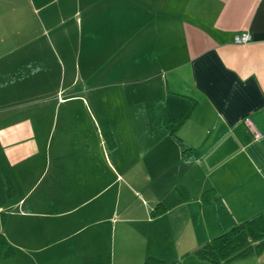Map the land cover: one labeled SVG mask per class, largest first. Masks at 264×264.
<instances>
[{"label": "crops", "instance_id": "obj_1", "mask_svg": "<svg viewBox=\"0 0 264 264\" xmlns=\"http://www.w3.org/2000/svg\"><path fill=\"white\" fill-rule=\"evenodd\" d=\"M168 1H148L143 10L131 0L139 8L131 19L117 3L112 22L119 60L131 45L133 94L142 91L154 104L132 106L142 139L136 154L146 156L141 178H126V163H113L106 150L79 146L55 148L51 180L41 173L13 181L14 169L22 173L44 155L37 117L27 110L38 99L40 67L27 70L21 40L0 53V174L19 192L0 208L2 233L14 249L0 264H209L193 252L264 215V0H174L165 8ZM108 2L84 1L86 25L104 28L114 7ZM29 3L41 8L55 0H0V21L17 25L13 13L22 18ZM241 33L250 37L246 44L234 42ZM141 107L151 116L141 117ZM107 139L116 152V139ZM42 159L46 170L52 160ZM178 186L184 190L173 205L153 216ZM236 263L264 264V250L226 264Z\"/></svg>", "mask_w": 264, "mask_h": 264}, {"label": "rangeland", "instance_id": "obj_2", "mask_svg": "<svg viewBox=\"0 0 264 264\" xmlns=\"http://www.w3.org/2000/svg\"><path fill=\"white\" fill-rule=\"evenodd\" d=\"M84 1L55 0V5L41 8H34L29 3L22 18L13 13L17 25L11 27L0 21V41L6 40L8 35L13 40V43H0V53L19 47L18 41L21 40V45H25L23 53L30 54L27 56V70L40 67L36 77L39 80V92L34 94L38 95V99L29 104L27 110L29 115L37 117L32 119L39 137L37 145L44 154L42 158L52 160L46 170L42 158L36 167H27L22 173L14 169L10 178L17 183L35 181L41 173V179L51 180L55 176V154L51 155L55 148L79 146L90 147L102 155L106 150L113 163L127 164L124 166H128L129 170H123L126 178L142 177L141 165L146 156L136 154L142 146V139L138 135L140 128L133 122L132 106L145 104V101L151 106L154 104L142 96V91L133 94L136 85L133 79L137 76L128 72L130 64L126 59L131 62L129 43L122 59L125 64L122 68L117 67L118 61L122 62L116 52V44L121 39L117 36V27L115 30V26H112L113 20L117 18V3L127 15L123 19H131L139 8L131 0H109L108 4L114 7L110 13H106L108 17L102 23L104 28L99 24L92 28L86 25ZM148 1L154 0H137V4L145 10ZM169 3L173 6L174 0H169L165 8H169ZM102 6L99 5L97 10L100 11ZM128 8L132 13H129L130 16L127 14ZM126 30L129 36L131 26H127ZM32 58L37 62H31ZM111 59L113 62H110ZM12 63L14 68L15 61ZM15 77L12 76L13 79ZM58 101L59 106L55 109ZM139 114L141 117L151 116L142 107ZM71 119L77 122L73 123L74 126L66 123ZM109 133L116 139V152L111 148V141L108 143Z\"/></svg>", "mask_w": 264, "mask_h": 264}, {"label": "trees", "instance_id": "obj_3", "mask_svg": "<svg viewBox=\"0 0 264 264\" xmlns=\"http://www.w3.org/2000/svg\"><path fill=\"white\" fill-rule=\"evenodd\" d=\"M184 190L178 186L176 190L164 201L155 206L153 216L165 212L173 205L175 196ZM17 191L13 181L0 174V208L9 200L16 197ZM4 212L0 211V259L13 256L14 249L9 245L2 233ZM264 250V215L257 214L249 220L233 227L229 231L217 236L193 252L199 260L209 264H226L238 259L258 254ZM145 264H159L158 261L149 259Z\"/></svg>", "mask_w": 264, "mask_h": 264}, {"label": "built area", "instance_id": "obj_4", "mask_svg": "<svg viewBox=\"0 0 264 264\" xmlns=\"http://www.w3.org/2000/svg\"><path fill=\"white\" fill-rule=\"evenodd\" d=\"M250 40V37L248 34H238L235 36L234 38V42L236 44H246L248 41ZM245 125L249 128V130L251 131V133L253 134V136L255 138H260L261 135L258 133V131L256 130V128L254 127V125L250 122L249 119H245L244 120Z\"/></svg>", "mask_w": 264, "mask_h": 264}]
</instances>
